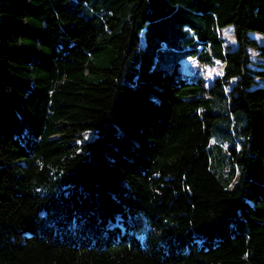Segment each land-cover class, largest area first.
Wrapping results in <instances>:
<instances>
[{
	"label": "trees",
	"instance_id": "trees-1",
	"mask_svg": "<svg viewBox=\"0 0 264 264\" xmlns=\"http://www.w3.org/2000/svg\"><path fill=\"white\" fill-rule=\"evenodd\" d=\"M252 33L264 0H0V264H264Z\"/></svg>",
	"mask_w": 264,
	"mask_h": 264
},
{
	"label": "rangeland",
	"instance_id": "rangeland-1",
	"mask_svg": "<svg viewBox=\"0 0 264 264\" xmlns=\"http://www.w3.org/2000/svg\"><path fill=\"white\" fill-rule=\"evenodd\" d=\"M220 37L223 40V44L227 45L230 49H233L236 46V40L233 35L232 27L228 26L221 30H218ZM254 37L259 44L264 43V37L261 34L252 33L250 35ZM251 59L253 61H259L260 59L256 56L255 50H249ZM181 68L183 71L186 72L188 75H194L195 73H202L204 78L205 86H209L212 84L213 79L215 77L221 76L222 74V63L215 62L214 65H204L200 66L197 64L196 59L194 58H187L183 59L180 62ZM258 83L262 82L260 79H257ZM233 84L231 81L228 86L225 88H229ZM214 140L209 146V155H210V162H211V169L215 172L217 177L223 182L229 178H236V174L233 172V169L238 171V167L235 164L231 163L228 160V152L226 151V143L222 144H214Z\"/></svg>",
	"mask_w": 264,
	"mask_h": 264
}]
</instances>
